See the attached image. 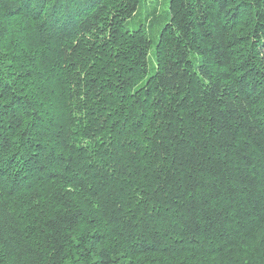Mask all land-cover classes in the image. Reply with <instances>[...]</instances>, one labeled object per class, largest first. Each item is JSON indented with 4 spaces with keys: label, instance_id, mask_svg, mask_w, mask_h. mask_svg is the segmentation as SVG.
Segmentation results:
<instances>
[{
    "label": "trees",
    "instance_id": "obj_1",
    "mask_svg": "<svg viewBox=\"0 0 264 264\" xmlns=\"http://www.w3.org/2000/svg\"><path fill=\"white\" fill-rule=\"evenodd\" d=\"M0 264H264V0H0Z\"/></svg>",
    "mask_w": 264,
    "mask_h": 264
},
{
    "label": "rangeland",
    "instance_id": "obj_2",
    "mask_svg": "<svg viewBox=\"0 0 264 264\" xmlns=\"http://www.w3.org/2000/svg\"><path fill=\"white\" fill-rule=\"evenodd\" d=\"M127 26L131 27V28H135L137 26V24L133 23V22H128Z\"/></svg>",
    "mask_w": 264,
    "mask_h": 264
}]
</instances>
